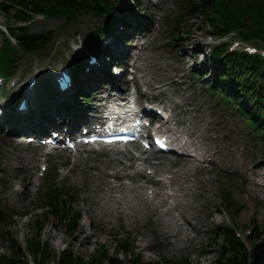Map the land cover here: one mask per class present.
I'll return each instance as SVG.
<instances>
[{"label": "rangeland", "instance_id": "obj_1", "mask_svg": "<svg viewBox=\"0 0 264 264\" xmlns=\"http://www.w3.org/2000/svg\"><path fill=\"white\" fill-rule=\"evenodd\" d=\"M1 2V0H0ZM144 3L147 4L148 9L153 12V16L155 21L151 25H155V30L151 32V40L150 44H154L156 47H150L148 45L147 50H145L144 64L147 66L144 68L145 71L149 69L151 72V76L154 77V73L158 72L156 66L164 64H172L174 77H179L180 74L184 77V89L186 91L187 97L190 99L192 96L195 97L196 94H199V98L201 103L205 106L206 110H209L212 115V120L216 122L224 121L223 127L232 129V141L234 143V155L233 159L237 163L236 165V174L239 175V179L236 180L241 186L244 194L231 192L234 196L236 202L240 205H243L241 211H238L233 214L230 213L229 218L224 216L222 209L219 206L218 200V189L219 186H224L225 189H229L230 181H228L225 176L216 174L218 173L217 167L219 165L214 164L215 171L212 174H207V178L211 180H215L220 178L221 185L217 184L214 188V203H212L211 213L215 214L217 211L215 223L219 224H227L228 226H233L236 228L243 236L248 233V230H252L254 228V224H263L264 225V168L253 165L251 163L252 159V143H246L245 141V125L238 118L230 115L226 112V108L221 104L217 103V100L214 97H211L210 94L206 93L202 85L203 82L208 81L213 83V77L211 75L210 70H215L216 65L212 63V60L209 58V54L205 53V55L199 56L194 60V58H190L192 55L193 47H197L198 40L192 42L191 36L186 37L187 34L193 32L192 35H197V37L203 36L204 32L207 30L205 25L206 20L203 19H186L183 21L182 27L179 29L178 33L171 34V30L165 32L166 26L163 24V19L161 20V15L156 13L157 8L164 3L166 4V8L168 11V17L166 19L167 25L170 23L175 17L177 19L178 14L180 12V8L178 7L179 0H143ZM11 13H14L13 7L8 5ZM122 8V7H121ZM190 7H186V11H189ZM124 14V13H122ZM125 15V14H124ZM4 18L6 16L0 13V30H2L3 25H7L8 21ZM35 18V17H34ZM169 18V19H168ZM133 22V21H132ZM132 22H129L131 24ZM120 25L122 24L119 21ZM88 24H91L92 27H99L102 24L101 17H91L87 15H80L70 21H64L63 19L56 20H46L40 19L37 21L31 30L32 32H47V31H55L54 36L52 38V42L45 46L43 49L39 51V53L32 55L31 57H35L37 59L43 58L44 60H49L55 58L56 54H60L63 52L69 43L71 46L73 43H81L86 44L89 42L88 35L86 36L85 32L87 30ZM184 34V35H183ZM182 35V36H181ZM158 36V37H156ZM181 37L190 41V44L183 45V47L179 46L182 50L180 53L174 54L173 52L168 53V48L164 46L163 41H168L173 37ZM4 37L0 35V43ZM150 38V37H149ZM148 37L140 42H147ZM156 38V39H155ZM183 40V39H182ZM137 42L131 43V48L133 49ZM160 45H163L164 48H157ZM259 47V45H257ZM243 47V45H240ZM70 48V47H69ZM232 49H239V46L233 45ZM240 50V49H239ZM184 53L186 58V65L183 68V73L181 71L182 65L180 60V54ZM194 62H196L194 64ZM134 63V62H133ZM135 66L138 63H134ZM192 66V67H191ZM215 66V67H214ZM168 67V66H167ZM196 68V71L193 73H188V68ZM169 68V67H168ZM219 68V66L217 67ZM109 70H111L109 68ZM110 74H114L111 71H108ZM188 73V75L186 74ZM200 75L202 81L198 80L196 75ZM159 78L160 76H155ZM189 77V78H188ZM196 77V78H195ZM136 76L134 75V80ZM15 81L11 82L8 86L11 88ZM145 91V89H143ZM14 91V90H12ZM148 97L152 95L144 94ZM163 99L164 98H160ZM21 150H25L20 147L16 141L12 146L5 147V154H3V163L0 162V169H5L6 165H13L10 169H5L8 172V180L3 184H0V198H1V210L5 214H9L11 211L15 212L16 215L10 218V221H7L5 225H0V258L1 257H10V250L8 247V242L4 238L1 237L2 233H8L12 239L27 253L28 251L34 250V240L38 241L40 244H48L51 250V253L54 256H58L64 249H70L74 258L82 259L84 261L91 258L96 251L104 250V252L112 258H118L119 260L126 261L128 260L125 254L121 253L120 248L126 242H131L133 246L134 254L138 256L141 261H144L148 264H171L170 258L162 257V252L164 250L161 248V245L156 241H152L149 243H145L139 238L137 235L133 237V234L136 233V230L129 231V233H124L123 231H119L120 235L118 237H114L112 234H106L102 231V207H100L99 201L102 200L104 202H109L110 200H106L102 196V187L96 189V186L104 185V180L102 177L97 180L98 170L100 168H95L91 170L92 178L88 185L90 186L88 189V194L85 197L79 199L78 202V210L81 212L83 218H81L77 233L73 235L75 240L73 241V237L69 235L66 229H64L57 218L47 215L45 225L41 227L38 235L35 233L34 225L36 221L41 220L43 215L46 213V209H35L32 208L30 203V198L33 197V190L30 189L26 196L16 195L17 189L20 188L16 177H15V167L14 163H16L17 158L19 157ZM66 159H61L60 161L51 160L48 168H58L66 163ZM52 163V164H51ZM96 164L95 162L90 163V165ZM246 165V172L243 173V167ZM5 166V167H4ZM223 166V165H222ZM25 168L29 171H32V176L30 179L37 180V174L40 173L42 168L47 169V165L42 167L41 164L35 165L34 163H29ZM149 172V171H148ZM235 176V174H234ZM28 179V177H27ZM80 177L78 178L76 183H72L69 180L67 182L70 185L75 186L76 188L81 187L79 182ZM57 181H61L57 178ZM105 187V185H104ZM21 189H23L21 187ZM109 191H111L108 188ZM115 193V195H119L121 193ZM91 194V196H90ZM123 195V204L120 205L123 209L129 208L130 205H136L137 202L132 197V194L126 192L122 193ZM114 200V199H113ZM115 201V200H114ZM121 201V200H120ZM122 203V201H121ZM200 214L203 216L204 211L201 210ZM26 215V216H23ZM95 216L96 218H100V223H90L89 217ZM39 223L41 221H38ZM211 222V221H209ZM217 225H215L216 227ZM211 228V227H208ZM207 233V230L204 231V234ZM129 235V236H128ZM206 241V236L204 235L199 241L197 245V250H202ZM103 247V248H102ZM205 256L198 257V252L193 253L192 255L187 256V262L190 264H211L214 259L218 257V252L216 249L207 250ZM28 261L30 264L32 263L31 257L28 255ZM48 264H55V262H49Z\"/></svg>", "mask_w": 264, "mask_h": 264}, {"label": "trees", "instance_id": "obj_2", "mask_svg": "<svg viewBox=\"0 0 264 264\" xmlns=\"http://www.w3.org/2000/svg\"><path fill=\"white\" fill-rule=\"evenodd\" d=\"M98 0H14L16 11L14 20L26 21L30 19L29 13L43 14L46 19L71 20L78 14L85 13L94 15L99 9L96 4ZM189 11L185 17L209 20V16L220 17L210 22L214 29L221 27V31L230 33L239 32V36L245 42H258L264 45V0H191ZM6 12L5 9H3ZM209 22V21H208ZM11 37L23 49L35 50L48 41L46 33L29 35L26 29H9ZM3 52L7 53L4 44ZM223 50L215 53V58L222 61L219 71L218 84L228 86L231 90V98L240 101L239 113L250 123L255 133L261 135L264 142V64L261 60L248 57L246 55L224 56ZM263 66V68L261 67ZM47 210L48 214L57 217L65 229L72 234L76 233L78 219L70 211L66 210V200L57 192L48 194ZM68 199V197H67ZM225 209L229 211L233 207L230 202H226ZM46 215H43L44 221ZM0 214V223H2ZM38 221L34 225L35 233L41 230ZM214 234V233H213ZM216 236V237H215ZM213 238L220 240V256L213 264H264V227L255 225L253 233L247 238L249 244L246 247L235 233L222 228L215 231ZM9 244L10 257H1L0 264H29L28 255L34 264H48L52 259L57 258L56 264H143L133 256L132 250L128 246H123L124 253L130 254L131 258L125 263L116 258H109L105 252L98 251L89 261H82L74 258L71 250L54 256L48 244L41 245L34 242V250L27 254L12 237L3 234ZM75 239L73 238V241ZM213 240L211 245H216ZM219 247V246H218Z\"/></svg>", "mask_w": 264, "mask_h": 264}, {"label": "bare ground", "instance_id": "obj_3", "mask_svg": "<svg viewBox=\"0 0 264 264\" xmlns=\"http://www.w3.org/2000/svg\"><path fill=\"white\" fill-rule=\"evenodd\" d=\"M92 27L91 24H88L87 30ZM118 35L123 38H130L129 34H126L127 31L125 29H119ZM190 37V36H188ZM192 39V36H191ZM190 42L189 40H187ZM116 48L119 52H122L123 49L121 48V44L119 41L116 42ZM138 55V53H137ZM136 60L138 57L134 56ZM111 66L110 61H104L101 64V67H106L109 68ZM111 69V67H110ZM137 70V69H136ZM112 71V69L110 70ZM139 83V78L136 81V85ZM181 86V84H178ZM150 89L153 90H161L165 87H170L169 84H166L164 86L157 87L153 84H148ZM26 88L31 89L32 95L27 96V101L29 105H32L33 99H34V89L33 86H26ZM115 90H107L102 87V97H106L107 101L109 98L113 100L112 95H117L118 92L116 91V86L114 87ZM101 87L98 88L93 94H95L96 97L101 96L99 95L101 93ZM113 92V93H112ZM93 96V97H95ZM132 99V98H131ZM159 104H163L162 101L158 102ZM73 106L74 103L72 104ZM57 112L56 106L55 105H49L45 107L42 111V116L41 117H35V121H44V124L50 125L49 122L53 119L59 118V119H66L64 117L60 116H53ZM63 116V114H61ZM193 116V120H196L199 123V127L197 131L204 136L203 143L197 148L192 149L193 152L196 153L197 159H191L189 152L191 151V137L190 133L187 135V144L182 147V150L184 151V154H181L182 157H179L177 159H174L173 162L170 165V167L167 166H153L148 163L147 165H150L151 169H153L154 174H159V173H167L170 172V170H174L172 172L173 177H176L179 174H183L186 176V179L191 176L192 170H196L198 172H206L209 169L205 167V164L210 162L212 159L218 158L223 160V153L225 150L228 152H232L230 150L231 144L229 142H225L226 135L222 134V129L218 128L216 129L215 133L212 134V130L214 129V124L210 120V118L207 116L206 109L202 105V103H197L196 105H182V104H177L175 106V109L173 110L172 114V121H176L177 126H183L185 125L189 118ZM58 122V121H54ZM183 136L182 134H180ZM6 138V137H5ZM205 141H209L211 145H207ZM4 143H11L10 140L6 138V140L3 141ZM201 151V152H200ZM174 154V153H171ZM127 161H131L132 158L126 157L125 158ZM37 160L36 162H38ZM111 162V163H108ZM108 162L102 164V169L99 170L100 176H102V179L105 181H108V179L113 178V179H118L121 180L124 177L128 178L129 180H132L133 177L131 175H125L121 176L119 173L116 172L115 170V165H120L123 170L126 169H134L135 168V163H130V162H123V161H114L110 159ZM230 165H233V161L228 162ZM113 172L111 173L110 171L106 169H111V166ZM90 167V166H88ZM90 171L85 170V169H80V173L85 176L81 178L80 181L84 182L87 180L88 177H90L89 174ZM141 176H143V172L140 173ZM76 176H72L70 179H68L70 182L75 183ZM150 178H147L149 180ZM212 184L213 182L211 180H204V179H199L197 181V185L199 187V190L197 193L194 195L196 199H204V200H209L208 194L212 190ZM154 186L156 188H159L158 186H162L161 183L155 182ZM161 189V188H159ZM159 192H155L153 197L151 199H146V203L148 205L147 211L148 214L144 215L143 217L138 215L137 213L132 212L131 213H124L120 209L116 208H104L102 210V226L107 229L113 227L115 224H118L119 226H124V225H132L131 229H136L138 233L136 234L139 238L142 239L145 243H149L153 241V239L163 241L166 244H170L172 250H177L181 249L182 246L184 245V242H195L197 241L201 236L202 232L198 228V225H195L196 218L192 217L191 215L187 214L184 210H182L179 206L175 207L173 211H168L166 210V203L168 201V197H163L160 205H155L154 201L160 197ZM165 217H168L167 220H165ZM146 220V226H143L139 224L142 220ZM215 224V222H213Z\"/></svg>", "mask_w": 264, "mask_h": 264}]
</instances>
